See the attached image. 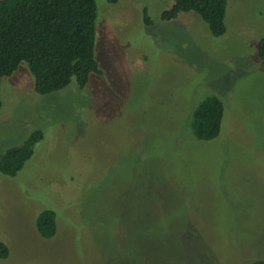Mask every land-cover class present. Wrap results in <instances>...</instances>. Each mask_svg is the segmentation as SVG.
<instances>
[{
  "label": "rangeland",
  "instance_id": "obj_1",
  "mask_svg": "<svg viewBox=\"0 0 264 264\" xmlns=\"http://www.w3.org/2000/svg\"><path fill=\"white\" fill-rule=\"evenodd\" d=\"M95 2L102 75L40 95L22 61L1 80L0 155L43 138L15 176L0 173V264L264 259V0H226L221 36L193 11L162 20L173 0ZM207 94L224 114L202 141L189 123ZM50 207L44 239L35 219Z\"/></svg>",
  "mask_w": 264,
  "mask_h": 264
},
{
  "label": "trees",
  "instance_id": "obj_2",
  "mask_svg": "<svg viewBox=\"0 0 264 264\" xmlns=\"http://www.w3.org/2000/svg\"><path fill=\"white\" fill-rule=\"evenodd\" d=\"M189 11L207 24L212 35L224 34L226 0H173L160 17L168 21ZM143 17L144 24H152L146 9ZM96 18L95 0H0V84L25 61L33 76L34 90L40 95L61 90L72 80L78 88H84L91 74L103 73L95 58ZM256 49L258 57L264 59V36ZM223 114L224 105L215 94L203 96L191 113L189 124L194 137L202 141L216 138ZM42 138V130L35 129L21 144L6 149L0 155V173L15 176ZM56 218L57 212L51 207L38 212L35 227L42 238L56 234ZM8 255L9 247L0 239V259ZM251 264H264V259Z\"/></svg>",
  "mask_w": 264,
  "mask_h": 264
}]
</instances>
